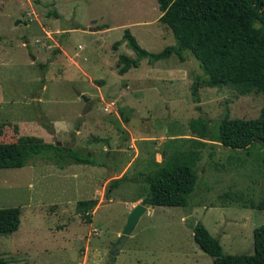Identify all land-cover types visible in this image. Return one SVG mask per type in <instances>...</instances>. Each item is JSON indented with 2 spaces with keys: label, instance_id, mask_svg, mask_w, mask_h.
<instances>
[{
  "label": "rangeland",
  "instance_id": "obj_1",
  "mask_svg": "<svg viewBox=\"0 0 264 264\" xmlns=\"http://www.w3.org/2000/svg\"><path fill=\"white\" fill-rule=\"evenodd\" d=\"M160 14L156 0H0V142L33 135L106 162L61 168L37 157L0 168V207L20 208L18 229L0 233V257L24 264H213L193 239L196 222L223 253H253V229L264 223V210L255 207L264 201V142L234 149L209 136L225 113L258 117L264 95L202 85L195 101L190 86L204 74L186 49L182 58H144L119 74L118 55L135 57L127 40L112 47L125 29L149 52L175 44ZM202 126L207 136L199 137ZM194 139L205 143L189 204L148 206L124 235L130 210L145 204L141 173L162 153L166 164L192 148ZM88 199L95 203L80 210Z\"/></svg>",
  "mask_w": 264,
  "mask_h": 264
},
{
  "label": "trees",
  "instance_id": "obj_2",
  "mask_svg": "<svg viewBox=\"0 0 264 264\" xmlns=\"http://www.w3.org/2000/svg\"><path fill=\"white\" fill-rule=\"evenodd\" d=\"M161 11L159 21L168 26L175 44L159 52H149L137 43L136 38L125 29L116 48L124 40L135 52V57L120 53L117 72L124 74L137 67L144 58L149 63L168 58L172 53L182 58L181 50H188L198 61L204 74L200 80L194 76L190 89L198 101L200 86L221 87L236 85L241 94L251 91L264 95V0H156ZM56 16L57 12H53ZM122 113V111H121ZM127 121V117L122 114ZM199 120V119H197ZM206 127L199 129V137L207 136ZM224 146L234 149L249 148L254 142H264V104L256 118H230L225 113L218 122V129L209 136ZM188 150L171 154L167 163H155L149 172H142L146 184L143 203L151 206H187L188 198L195 188L197 173L195 165L199 149L205 143L194 139ZM42 157L53 161L58 167L70 163L106 166V162L94 155L80 153L70 145L45 142L41 137L22 135L12 142H0V168L22 167L29 161ZM264 163V158H263ZM125 177L112 179L110 187H117ZM94 200L79 201L80 210L89 209ZM264 210V201L256 206ZM20 225L19 207H0V233L11 232ZM252 254L223 253L219 239L207 228L196 222L193 239L199 248L213 258V264H264V223L252 232ZM0 264H24L0 257Z\"/></svg>",
  "mask_w": 264,
  "mask_h": 264
},
{
  "label": "water",
  "instance_id": "obj_3",
  "mask_svg": "<svg viewBox=\"0 0 264 264\" xmlns=\"http://www.w3.org/2000/svg\"><path fill=\"white\" fill-rule=\"evenodd\" d=\"M85 100H87L85 98ZM57 145H60V142H56ZM149 206L148 203H145L144 205L142 204H136L128 213L126 222L123 227V234L127 235L131 232L133 227L135 226L138 218L146 211L147 207ZM115 250V249H114ZM115 252V251H114ZM113 253V251H112Z\"/></svg>",
  "mask_w": 264,
  "mask_h": 264
},
{
  "label": "crops",
  "instance_id": "obj_4",
  "mask_svg": "<svg viewBox=\"0 0 264 264\" xmlns=\"http://www.w3.org/2000/svg\"><path fill=\"white\" fill-rule=\"evenodd\" d=\"M161 60V59H160ZM158 61V60H157ZM160 159H158L157 157H155L154 158V163H163V161H164V159H163V157H164V153H162V154H160ZM151 205H149V207H150ZM148 208V207H147ZM147 210V209H146Z\"/></svg>",
  "mask_w": 264,
  "mask_h": 264
}]
</instances>
